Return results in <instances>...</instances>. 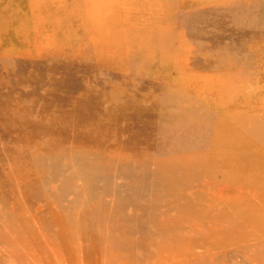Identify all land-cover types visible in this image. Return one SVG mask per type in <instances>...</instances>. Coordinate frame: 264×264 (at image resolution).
I'll return each mask as SVG.
<instances>
[{
    "label": "rangeland",
    "instance_id": "obj_1",
    "mask_svg": "<svg viewBox=\"0 0 264 264\" xmlns=\"http://www.w3.org/2000/svg\"><path fill=\"white\" fill-rule=\"evenodd\" d=\"M221 146L264 155V0H0V264H264Z\"/></svg>",
    "mask_w": 264,
    "mask_h": 264
},
{
    "label": "bare ground",
    "instance_id": "obj_2",
    "mask_svg": "<svg viewBox=\"0 0 264 264\" xmlns=\"http://www.w3.org/2000/svg\"><path fill=\"white\" fill-rule=\"evenodd\" d=\"M220 121V120H219ZM230 133V132H229ZM241 144V143H239ZM240 148V146L238 147V149ZM223 150V151H222ZM262 150H259L258 148H249L248 151H246V154L244 155L245 157L243 158V161L246 163L245 166L243 168L242 165L237 167V165H235V160L237 159L238 155H237V151L234 150H228L226 151L225 146L224 147H219V151L215 152V155H217L218 157H216L215 160L211 161V166L215 165L217 167H220L222 169H224V166H227V163H230V165L232 166L233 170V174L239 175V174H254V173H264L263 170H260L261 168L259 166H263L264 165V155H262L261 153ZM240 157V156H239ZM227 160V162L225 163V159ZM242 158V157H241ZM256 161L259 166L258 169H256L255 171H249L247 170L248 168V164L251 163L252 161ZM229 169V171H230Z\"/></svg>",
    "mask_w": 264,
    "mask_h": 264
}]
</instances>
